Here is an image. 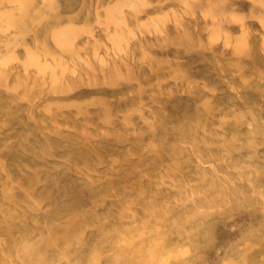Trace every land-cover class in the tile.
Segmentation results:
<instances>
[{"label": "rangeland", "instance_id": "374dc122", "mask_svg": "<svg viewBox=\"0 0 264 264\" xmlns=\"http://www.w3.org/2000/svg\"><path fill=\"white\" fill-rule=\"evenodd\" d=\"M0 264H264V0H0Z\"/></svg>", "mask_w": 264, "mask_h": 264}, {"label": "bare ground", "instance_id": "6f19581e", "mask_svg": "<svg viewBox=\"0 0 264 264\" xmlns=\"http://www.w3.org/2000/svg\"><path fill=\"white\" fill-rule=\"evenodd\" d=\"M167 172V171H166ZM163 175V174H162ZM195 195V194H194ZM159 218V217H158ZM25 235H27V234H25ZM80 236V235H79ZM25 237H27V236H25ZM78 238V237H77ZM186 251H188V250H186ZM187 253V252H186ZM179 254V253H178Z\"/></svg>", "mask_w": 264, "mask_h": 264}]
</instances>
